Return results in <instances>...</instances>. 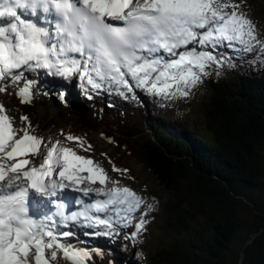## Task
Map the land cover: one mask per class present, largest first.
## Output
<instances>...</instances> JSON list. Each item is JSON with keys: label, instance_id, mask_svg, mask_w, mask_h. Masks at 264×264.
I'll return each instance as SVG.
<instances>
[{"label": "snow or ice", "instance_id": "1", "mask_svg": "<svg viewBox=\"0 0 264 264\" xmlns=\"http://www.w3.org/2000/svg\"><path fill=\"white\" fill-rule=\"evenodd\" d=\"M239 8L235 0H0V92L11 82L21 103H30L32 81L19 82L26 70L42 68L69 80L79 76L82 86L115 85L121 94L135 87L188 96L211 66H231L229 57L209 48L250 53L259 45L264 57L256 26ZM20 119L26 126L17 129L0 103V264H52L55 249L72 264H87L92 253L63 244L53 230L57 221L99 228L95 234L104 236L132 226L128 236L135 241L152 205L111 180L91 157L59 140L45 144L29 118ZM66 139L85 147L81 137ZM69 189L103 198L76 199L82 207L72 211Z\"/></svg>", "mask_w": 264, "mask_h": 264}, {"label": "trees", "instance_id": "2", "mask_svg": "<svg viewBox=\"0 0 264 264\" xmlns=\"http://www.w3.org/2000/svg\"><path fill=\"white\" fill-rule=\"evenodd\" d=\"M229 58V73L212 77L210 93L198 103L192 135L162 126L143 141L155 113L135 116L84 100L79 107L86 115L67 97L65 108L85 126H99L170 194L160 200L161 212L147 220L157 230L149 245L142 246L138 236L134 248L123 245L105 264H241L243 252L242 264H264V73ZM42 93L49 103L53 93ZM188 112L179 109L174 118L185 121ZM69 134L87 139L76 127L60 129L61 137ZM249 213L251 219L243 217Z\"/></svg>", "mask_w": 264, "mask_h": 264}, {"label": "rangeland", "instance_id": "3", "mask_svg": "<svg viewBox=\"0 0 264 264\" xmlns=\"http://www.w3.org/2000/svg\"><path fill=\"white\" fill-rule=\"evenodd\" d=\"M235 3L240 5V9L244 10L243 13H248L250 15V19L256 26V35L258 39L264 42V1L235 0ZM210 51H214L215 53L219 51L218 54H227L235 60L237 59L238 61L246 63L250 68H253L255 72H258V74L264 73V57H261V49L259 45H257L255 50L250 53H237L226 47L215 50L210 48ZM208 71L210 74L204 76L199 85L190 90L188 96H160L165 98L164 101H161V99L158 98L157 100L154 99L152 93L140 88H138L137 92L135 90L132 92L124 90V94H117V99H114V96L111 95V99L106 100L103 99L102 96L97 97L98 91L91 93L90 90L85 87L83 88V91H81L78 84L72 88L68 83L66 86H58V83H55V78L50 76H42L41 78L34 73V70H26L24 73V80L21 82L24 83L27 80L32 81V88L37 95L36 98L30 102L32 105L30 106L29 103H21L19 96L14 95L16 89L12 86L11 82L8 83L7 91L2 93L5 100L3 98L1 99L2 103L5 105L7 114L13 118V124L17 129L26 126V124L21 121L20 117L27 116L31 122L32 133L44 137L45 144L59 140L61 145L73 147L79 155L91 157L105 169L111 180L119 181L120 186L130 187L134 192L136 189L140 191L141 195H144L143 197L145 198L144 201L146 204L152 205V208L148 210V215L146 217L147 221L152 214L161 212L160 200L163 202L168 199L170 196L169 192L161 186L151 171L145 168L139 160L129 155L123 149H120L111 140L105 138L100 132L99 126H85L79 116H75L70 109L65 108L66 106L64 105L68 104L66 103L67 97H71V101L74 102V106L77 108L81 106V104H84V100H87L88 104L92 106L97 105L98 103L100 105H107L108 107L112 104L114 106L118 105L119 108L128 110V113H134L135 115L139 114V116L145 112L147 118H149L148 115L151 112L155 113L156 115L153 116V119H156V121L149 122L147 126L148 131L142 138L143 141H146L152 136L156 128L162 126H165L168 132L185 130L188 134L192 135L194 124H196L199 119L197 116V110L199 107L198 103L210 93L212 77L219 73H229V71L226 70L225 65L222 67L213 65ZM69 85L70 88L68 89L67 86ZM55 86L57 89H55ZM43 91H45V93H53L49 103L45 102L42 93ZM101 95L104 96L102 93ZM124 96L132 97V100L128 101L123 99ZM114 100L118 103L116 102L117 104H115ZM184 108L189 110L187 119L182 122H179L178 120L177 122L174 115L179 109L183 110ZM24 109H26V112H24ZM79 110L83 114H89V112L83 107H79ZM93 117L94 121H92V124L97 125L95 123L98 120L95 119L96 116L93 115ZM64 127H76L79 135L87 136V139L85 141L83 140L85 146L84 149L79 147L78 141H68L66 137H61V135H59L60 129ZM19 134L22 135L23 133L20 132ZM89 145L91 146L90 148L88 147ZM117 162H119L121 168L116 165ZM113 166L121 170L126 169L127 171H114ZM144 210V206H142L141 209L135 213L137 221L140 219L141 212ZM252 216L251 213L243 214V217L248 219H251ZM153 225H148V222H146L145 230L140 233L139 238L145 240L141 241L138 239L142 242V246L147 247L152 233H156L157 230H154ZM131 231H134V227L132 226L127 228H116L117 234L105 236L107 240L106 243L102 244L101 249H96L97 253L91 256L88 264H105L107 260H111L119 255L123 245H128L130 248H134L137 245L138 240L137 242H134L133 239L128 236V233ZM126 236H128V238H126ZM103 248L109 249L108 255L103 253ZM55 250L57 251V257L54 260V264H72L69 259L62 256V252L57 249Z\"/></svg>", "mask_w": 264, "mask_h": 264}, {"label": "bare ground", "instance_id": "4", "mask_svg": "<svg viewBox=\"0 0 264 264\" xmlns=\"http://www.w3.org/2000/svg\"><path fill=\"white\" fill-rule=\"evenodd\" d=\"M240 11L244 12V10L240 9ZM249 19H250V15L248 13H244ZM198 46V45H197ZM220 48H223L222 47H219L218 49ZM219 53V51L217 52ZM39 77L42 78V76H50L52 78H55V83H58L57 85L58 86H66L67 83L71 85V88L76 86V84H82V81L80 80L79 76H74L72 79H65L63 77H60V76H57V75H52L51 73H49L46 69H35L34 70ZM63 79V80H62ZM24 83L20 82L19 83V86H23ZM85 84V83H84ZM83 84V85H84ZM70 85L67 86V88L69 89L70 88ZM87 85V84H86ZM90 88V92L91 93H95L97 92V97H100L102 96L103 99H106V100H110L111 99V95L114 96V99H117L116 96L118 97V93H121V91H119L117 89V87L115 85L109 87V85L107 83H105L103 85V87L101 88H92L91 86H89ZM55 89H57V87L55 86ZM134 90L137 92L138 88H135L134 87ZM94 91V92H93ZM60 92V91H59ZM3 92H0V103H2V99H4V96L2 94ZM104 94L103 95H101ZM144 93V92H143ZM146 94V93H145ZM34 96L36 98V92L34 93ZM166 97V96H165ZM158 99H161V101H164L165 98L164 97H160V95H154V99L157 100ZM123 99H126L128 101L132 100V97H126L124 96ZM5 100V99H4ZM168 100V99H167ZM117 101L114 100V103H116ZM113 105V104H112ZM114 106V105H113ZM116 106V105H115ZM118 107V105L116 106ZM145 113V112H144ZM143 113V114H144ZM152 113V112H151ZM134 114V113H132ZM137 116V115H135ZM178 122V120H176ZM170 125V124H169ZM178 126V125H177ZM180 127V126H179ZM84 156V155H83ZM102 164V163H101ZM105 164V163H104ZM130 188V187H128ZM131 189V188H130ZM135 192L141 196L143 198V200L145 199L143 196L144 195H141L140 191H138L137 189L135 190ZM117 228H122L120 227L119 225L117 226ZM53 230L55 231L57 237L59 238V240L65 244V245H70L74 248H82V249H87L89 252L92 253L93 249H98L100 248L101 249V246L102 244L106 243V238L104 235H97L95 233L97 232H100L102 231V229H99V228H91L90 231H79L77 228L73 227V226H64L60 223H56L54 224L53 226ZM69 233V235L65 236L63 235V233ZM109 238V237H108ZM88 264V262H87Z\"/></svg>", "mask_w": 264, "mask_h": 264}, {"label": "water", "instance_id": "5", "mask_svg": "<svg viewBox=\"0 0 264 264\" xmlns=\"http://www.w3.org/2000/svg\"><path fill=\"white\" fill-rule=\"evenodd\" d=\"M56 103H57V102H56ZM257 236H258V234L254 235L253 238H255V237H257ZM244 258H245V253L243 252V258H242L241 264L243 263Z\"/></svg>", "mask_w": 264, "mask_h": 264}]
</instances>
